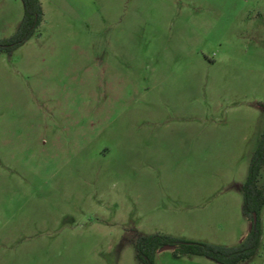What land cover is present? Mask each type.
Listing matches in <instances>:
<instances>
[{
	"label": "rangeland",
	"instance_id": "rangeland-1",
	"mask_svg": "<svg viewBox=\"0 0 264 264\" xmlns=\"http://www.w3.org/2000/svg\"><path fill=\"white\" fill-rule=\"evenodd\" d=\"M39 3L33 34L0 51V264H139L137 234L238 245L264 0ZM21 15L0 0V38ZM259 218L242 264H264V203ZM156 251L152 264H217Z\"/></svg>",
	"mask_w": 264,
	"mask_h": 264
},
{
	"label": "trees",
	"instance_id": "trees-1",
	"mask_svg": "<svg viewBox=\"0 0 264 264\" xmlns=\"http://www.w3.org/2000/svg\"><path fill=\"white\" fill-rule=\"evenodd\" d=\"M19 1L22 6L20 21L11 36L0 38V51L10 52L22 44L33 34L40 22L39 0ZM256 105L262 112L263 128L249 159L246 178L238 186L241 193V213L249 225L245 236L238 245L226 247L187 241L166 235L137 234L133 241V248L139 264H152L154 252L165 244L172 245L175 253L203 256L217 264H242L256 253L262 233L259 211L264 203V178L261 185H258L260 174L264 173V103L257 102Z\"/></svg>",
	"mask_w": 264,
	"mask_h": 264
},
{
	"label": "water",
	"instance_id": "water-1",
	"mask_svg": "<svg viewBox=\"0 0 264 264\" xmlns=\"http://www.w3.org/2000/svg\"><path fill=\"white\" fill-rule=\"evenodd\" d=\"M253 219H254V215H253ZM247 229H249V225H248V228H247ZM172 248H173L172 245L165 244V245L161 246V247L159 248V250L172 249Z\"/></svg>",
	"mask_w": 264,
	"mask_h": 264
},
{
	"label": "crops",
	"instance_id": "crops-1",
	"mask_svg": "<svg viewBox=\"0 0 264 264\" xmlns=\"http://www.w3.org/2000/svg\"><path fill=\"white\" fill-rule=\"evenodd\" d=\"M243 237H244V236H243ZM243 237H242V238H243ZM242 238H241V239H242ZM159 251H161V250H157L156 252H159Z\"/></svg>",
	"mask_w": 264,
	"mask_h": 264
}]
</instances>
